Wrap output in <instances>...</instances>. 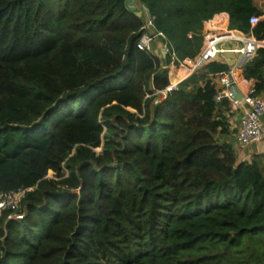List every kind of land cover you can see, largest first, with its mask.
Instances as JSON below:
<instances>
[{
	"label": "trees",
	"instance_id": "16d2710c",
	"mask_svg": "<svg viewBox=\"0 0 264 264\" xmlns=\"http://www.w3.org/2000/svg\"><path fill=\"white\" fill-rule=\"evenodd\" d=\"M138 1L165 56L137 47L148 29L127 0H0V194L26 189L0 211V264H264L263 155L239 160L232 101L214 100L229 65L157 92L171 52L200 51L204 21L226 12L263 41L249 18L264 11ZM242 74L264 94V45Z\"/></svg>",
	"mask_w": 264,
	"mask_h": 264
},
{
	"label": "built area",
	"instance_id": "2783aa9c",
	"mask_svg": "<svg viewBox=\"0 0 264 264\" xmlns=\"http://www.w3.org/2000/svg\"><path fill=\"white\" fill-rule=\"evenodd\" d=\"M260 16L252 15L249 18L251 25L256 24L260 20ZM145 27L148 29L144 31L137 42V47L141 50L155 52V43L160 42L159 53L161 56H165L169 52V48L163 39L165 38L162 32L154 31L152 27V19H148L146 16ZM203 44L200 51L193 58L186 57L179 60L176 55L171 52V58L173 65H180L187 68L188 75L203 68L207 63L218 60V56L224 52H231L238 54L241 61L251 59L256 52V49L263 46V41L257 40L250 33L235 32L233 30H218L211 20L207 22V28L203 33ZM224 41H236L241 43L239 46L223 48L221 45ZM175 61V62H174ZM241 65V62L238 63ZM236 67V66H235ZM187 75V76H188ZM216 75V74H215ZM214 75L212 76V82L214 84ZM219 87L216 88V94L214 100L220 101L223 98H228L232 101V106L228 110V115L238 113L239 125L236 128L235 140L237 144L247 146L249 144L259 141L262 137V127L260 116L264 115V94L254 93L253 86L242 94V98L238 100L233 99L232 88L235 86L234 67L222 71L219 73ZM177 83H169L162 90L157 92L165 95L166 92L175 88ZM26 189H17L4 192L0 194V211L5 208L14 209L18 206L21 198L24 195ZM16 217L20 218V215Z\"/></svg>",
	"mask_w": 264,
	"mask_h": 264
},
{
	"label": "crops",
	"instance_id": "0c3cea01",
	"mask_svg": "<svg viewBox=\"0 0 264 264\" xmlns=\"http://www.w3.org/2000/svg\"><path fill=\"white\" fill-rule=\"evenodd\" d=\"M134 5L137 9H142L143 4H141L138 0H133ZM254 4L260 8L261 10L264 11V0H253ZM260 18H264V15L260 16ZM212 23L218 28V30H233L235 32H240L235 29H229L228 28V23H229V15L226 12H220L216 13L211 19ZM204 21L203 24V29L202 32L204 33L206 28H207V22L209 21ZM264 43V40H263ZM241 43L236 42V41H224L222 43L223 48H230V47H235L239 46ZM159 47V44H158ZM218 60L226 63L230 67H234V75H235V87L236 89L241 93H245L250 86L253 85V80L252 79H245L243 74H242V65H238V63L242 62L240 59V56L235 53L231 52H224L221 53L218 56ZM236 66V67H235ZM185 73V74H184ZM184 74V75H181ZM188 75L187 68L184 66H180L178 64L173 65L171 70H170V83H178L182 79H184ZM214 80H215V87H219V82L217 83V80L219 79V73L214 75ZM228 114V111L226 112ZM238 113H235L233 115L229 114V122H230V134L227 135L225 138L226 140H229L234 143L235 149L238 151V158L239 160H246L249 158H252L254 155H263V161H264V120L261 122V127H262V137L259 141L249 144L247 146H242L237 144L235 140V132H236V123L238 119Z\"/></svg>",
	"mask_w": 264,
	"mask_h": 264
},
{
	"label": "water",
	"instance_id": "95a60500",
	"mask_svg": "<svg viewBox=\"0 0 264 264\" xmlns=\"http://www.w3.org/2000/svg\"><path fill=\"white\" fill-rule=\"evenodd\" d=\"M127 4H128V7L130 8V10L134 11L137 15H140L143 12L141 10H136L133 0H127ZM143 9L145 11V15L147 16V18L151 20L153 17L151 15L150 11L145 6H143ZM263 45H264V43H263ZM243 63H244V60L241 62V64H243ZM231 92H232L234 100H238V99L242 98V94L236 89L235 86L232 88Z\"/></svg>",
	"mask_w": 264,
	"mask_h": 264
},
{
	"label": "rangeland",
	"instance_id": "374dc122",
	"mask_svg": "<svg viewBox=\"0 0 264 264\" xmlns=\"http://www.w3.org/2000/svg\"><path fill=\"white\" fill-rule=\"evenodd\" d=\"M136 8V7H135ZM136 10H139V9H137L136 8ZM141 11H143L142 12V14H144V16H145V19H146V15H145V11H144V9L142 8V9H140ZM158 44L160 45V42H156L155 43V52L156 53H159V47H158ZM219 58V57H218ZM238 118H239V116H238ZM260 118V121L262 122L263 120H264V115H262V116H260L259 117ZM239 125V119H237V123H236V127ZM100 150V147H97L96 148V151H99ZM49 176H51V173H49ZM13 216H15V215H13ZM10 217V216H9Z\"/></svg>",
	"mask_w": 264,
	"mask_h": 264
},
{
	"label": "bare ground",
	"instance_id": "6f19581e",
	"mask_svg": "<svg viewBox=\"0 0 264 264\" xmlns=\"http://www.w3.org/2000/svg\"><path fill=\"white\" fill-rule=\"evenodd\" d=\"M185 74V73H184ZM184 74H181V75H184Z\"/></svg>",
	"mask_w": 264,
	"mask_h": 264
}]
</instances>
